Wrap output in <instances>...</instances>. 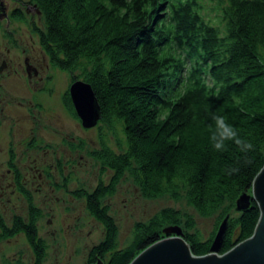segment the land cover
Masks as SVG:
<instances>
[{"label": "trees", "instance_id": "1", "mask_svg": "<svg viewBox=\"0 0 264 264\" xmlns=\"http://www.w3.org/2000/svg\"><path fill=\"white\" fill-rule=\"evenodd\" d=\"M30 1L42 13L41 42L50 58L90 83L101 107L99 146L89 154L110 176L76 192L104 229L87 262L99 257L106 264H128L170 225L181 226L194 254H205L227 215L219 252L249 237L258 205L252 200L238 211L235 203L251 191L264 165V0H225L223 29L203 18L197 0ZM169 44L184 56L167 55ZM71 102L69 94L66 104L73 110ZM213 115L223 116L251 149L227 141L225 151L215 150ZM126 174L145 197L184 195L200 215L216 213L214 230L205 238L191 212L163 206L135 221L131 240L121 245L104 199ZM18 189L27 199V215L14 214L8 223L0 211V240L24 234L32 264H43L48 246L38 229L42 211L28 190Z\"/></svg>", "mask_w": 264, "mask_h": 264}, {"label": "flooded vegetation", "instance_id": "2", "mask_svg": "<svg viewBox=\"0 0 264 264\" xmlns=\"http://www.w3.org/2000/svg\"><path fill=\"white\" fill-rule=\"evenodd\" d=\"M43 28V16L35 3L0 0V152L6 155L7 166L0 186L28 190L24 184L31 174L50 187L65 188L70 179V172H65L74 168L85 145L84 139L68 133L65 126L68 113L83 127L74 106L72 110L66 104L74 74L69 73L67 84L60 85L59 78L65 73L42 45ZM20 149L18 160L24 162L25 174L15 161ZM80 188L84 187L67 190L76 197Z\"/></svg>", "mask_w": 264, "mask_h": 264}, {"label": "rangeland", "instance_id": "3", "mask_svg": "<svg viewBox=\"0 0 264 264\" xmlns=\"http://www.w3.org/2000/svg\"><path fill=\"white\" fill-rule=\"evenodd\" d=\"M197 4L205 20L220 29L224 28L225 19L222 16V7L226 4L225 0H197ZM163 25L167 27V22L165 21ZM164 50L173 59L184 56L181 51L170 44L165 46ZM183 69L182 67L178 73L182 74ZM62 71L65 74L59 78L61 86L67 84L69 75L67 70ZM169 71L172 72L175 69L170 68ZM65 126L68 133L85 140L82 152L79 151L77 155L76 162H78L75 163L73 169L68 167L65 172H70L68 185L65 188L60 185L50 187L31 174L28 175V181L24 185L31 193L34 204L42 211L38 229L48 246L43 264H90L87 262L88 251L93 244L103 238L104 229L102 224L88 212L85 199L72 196L67 189L76 187L91 189L100 177L106 181L110 176V171L100 172L99 162L88 153V150L99 146L97 125L88 129L80 127L77 121L66 113ZM118 135L124 138L121 131H118ZM21 139L23 140L24 137ZM109 144L117 148L115 137L111 134H109ZM21 149L16 154L15 161H18L22 173L25 174L27 171L23 169L24 162L18 160L21 158ZM23 159L25 160V157ZM5 162L6 155L0 152V177L6 174ZM104 200L109 204L110 212L118 225L121 245L131 240L135 221L148 219L163 206H174L191 212L196 218L199 231L205 238L215 228L216 213L209 216L200 215L193 206L187 203L184 195L177 200L169 193L152 198L145 197L128 174L120 180L116 191L106 196ZM0 211L8 223L11 222L14 214L26 216L28 202L25 195L12 186L6 184L0 186ZM33 260V250L24 234L19 233L11 238L0 240V264H32Z\"/></svg>", "mask_w": 264, "mask_h": 264}, {"label": "water", "instance_id": "4", "mask_svg": "<svg viewBox=\"0 0 264 264\" xmlns=\"http://www.w3.org/2000/svg\"><path fill=\"white\" fill-rule=\"evenodd\" d=\"M70 84V94L75 114L82 126H98L102 116L101 107L95 92L87 81L76 74ZM256 201L259 207V218L253 233L233 244L223 253L219 252L228 225V215L219 224L212 239L210 251L196 255L182 235L179 225H170L164 229V236L139 251L128 264H264V165L255 175L251 191L243 192L235 203L238 211L247 209ZM93 264H106L97 257Z\"/></svg>", "mask_w": 264, "mask_h": 264}, {"label": "clouds", "instance_id": "5", "mask_svg": "<svg viewBox=\"0 0 264 264\" xmlns=\"http://www.w3.org/2000/svg\"><path fill=\"white\" fill-rule=\"evenodd\" d=\"M212 119L215 122V130L210 136V141L215 150L225 151L227 141H233L241 151L251 149V144L239 137L236 129L228 124L223 116L213 115Z\"/></svg>", "mask_w": 264, "mask_h": 264}]
</instances>
